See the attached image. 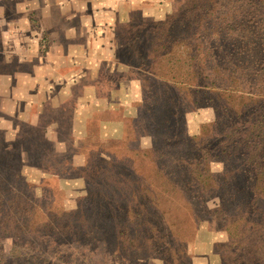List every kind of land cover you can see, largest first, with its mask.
<instances>
[{
  "label": "rangeland",
  "instance_id": "rangeland-1",
  "mask_svg": "<svg viewBox=\"0 0 264 264\" xmlns=\"http://www.w3.org/2000/svg\"><path fill=\"white\" fill-rule=\"evenodd\" d=\"M209 1L119 0L116 56L76 74L0 0V264H264V62L235 49L264 0Z\"/></svg>",
  "mask_w": 264,
  "mask_h": 264
},
{
  "label": "crops",
  "instance_id": "crops-1",
  "mask_svg": "<svg viewBox=\"0 0 264 264\" xmlns=\"http://www.w3.org/2000/svg\"><path fill=\"white\" fill-rule=\"evenodd\" d=\"M17 10L26 8V16L16 23H21L27 27L33 26L34 21L28 13L35 16L38 25V32L26 34V40L35 41L36 52L42 57L65 58V67H70L76 74L89 71H96L94 68L96 61L112 60L116 56L115 47H117L114 29L111 28V21L107 18L109 12L115 11L120 7L119 0H25L18 2L16 0ZM16 22V21H15ZM20 28V27H19ZM34 29L30 32L34 33ZM111 36H110V35ZM112 37V38H111ZM30 45V44H29ZM27 45V46H29ZM23 46V45H22ZM33 51V49H31ZM77 58L86 59L87 65L83 66L77 61ZM100 58V59H99ZM93 65V66H92ZM108 67V66H107ZM110 67V66H109ZM113 70V69H112ZM109 70V72H112ZM91 72V73H92ZM80 77V76H79ZM61 82L63 86L58 90L57 96L67 93L72 85L79 83L81 78ZM121 82L118 84L120 88ZM52 85L48 88L50 89ZM41 88V86H40ZM37 89V90H40ZM45 88V87H44ZM91 90V88H89ZM69 95V94H68ZM93 95V94H91ZM103 97L106 106L101 110L114 109L113 94ZM37 97V93H35ZM90 97V96H89ZM51 97V101H53ZM100 97L96 96L90 100L91 104L99 105ZM118 105L123 104L122 98L117 97ZM73 120L80 121V118L74 117ZM109 135V134H108Z\"/></svg>",
  "mask_w": 264,
  "mask_h": 264
},
{
  "label": "trees",
  "instance_id": "trees-1",
  "mask_svg": "<svg viewBox=\"0 0 264 264\" xmlns=\"http://www.w3.org/2000/svg\"><path fill=\"white\" fill-rule=\"evenodd\" d=\"M211 3L209 0L208 2H206L205 4ZM205 4H193V9L194 11H198L201 10L205 16L210 14V9L209 7L204 8ZM214 14V12H213ZM212 15V13H211ZM253 18V17H251ZM245 19H247V21H244ZM233 26H230V28H232ZM257 30L259 33H257L255 30ZM238 29V37L240 38V43L239 46L236 47V54H242L243 56V64L245 61H247L246 59V54H250L249 51H252L253 53V48H255V42L254 39L255 37H258L257 40L258 41V48H255V52L257 53V55H251V57H249V62L250 64L253 66V68L258 67L257 65H261V62H264V15L263 17H258V19L256 20V26L254 24V22H252L251 19H248V14L246 12L242 13V19L241 22L238 24L237 26ZM256 32V33H255ZM203 41V46L204 48L201 49V59L204 60L203 63L205 62V64L209 65V70H217L219 71V62L222 63L224 60L222 58H219V56L215 53H212L213 49L215 48V43L214 41L211 43L210 40H205L204 38H202ZM241 45V46H240ZM260 62V63H259ZM239 68V66H238ZM239 80L242 83H245L247 80V76L248 73L246 72V69H241L239 71ZM250 76H252L251 78H254L253 81H261V76L264 75L262 73H260L259 71L257 72L256 70L252 73L249 74ZM259 77V78H258ZM234 78H235V74H234ZM239 81V82H240ZM209 84H204L203 87H208ZM215 89H220L219 86H214ZM171 115V114H170ZM173 116V114L171 115ZM215 125V122L212 124V126Z\"/></svg>",
  "mask_w": 264,
  "mask_h": 264
}]
</instances>
